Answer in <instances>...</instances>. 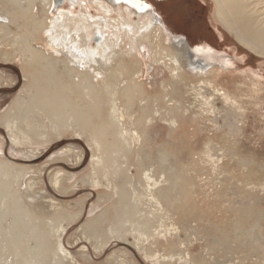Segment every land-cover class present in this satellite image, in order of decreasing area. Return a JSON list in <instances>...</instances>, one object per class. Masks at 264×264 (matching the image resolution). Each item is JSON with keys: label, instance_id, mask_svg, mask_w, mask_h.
<instances>
[{"label": "bare ground", "instance_id": "1", "mask_svg": "<svg viewBox=\"0 0 264 264\" xmlns=\"http://www.w3.org/2000/svg\"><path fill=\"white\" fill-rule=\"evenodd\" d=\"M79 1L69 0L71 6ZM89 1L95 2L105 16H91L82 10V4L79 12L73 14L70 9H63L65 0H0V57L11 61L18 59L26 79L17 97L0 114V125L5 128L12 143L31 147L22 152L27 156L39 154L41 150L35 149L36 147L45 146L53 139L62 140V137L69 133L76 139L85 140L91 150V166L89 172L81 176L82 185L104 186L106 194L101 197L100 203H105L108 199L111 206L105 205L100 214L88 218L83 224L84 235H81L91 241V248L96 254L113 239L125 243L129 240L128 237H131L133 247L144 260L152 264H245V258L241 261L238 253L233 250L223 252L226 253L224 259L212 251L217 247L222 251L224 244L231 245L232 242H224L228 237H231V241H244L254 234L245 230L242 223L241 226L237 221H234L235 230L231 236L214 223L201 219H198L199 222L190 220L192 211H188L187 207L190 190L184 189L185 168L178 167L176 161L168 160L171 154L163 144L156 148L157 157L151 163L144 161V156L149 153L143 150L146 145L143 139L146 127L155 124V119L159 118L168 127V135L178 129L177 119L181 113L179 116L177 113L181 103L176 100L174 94L178 90L176 79L180 73H187L188 69H192L196 75L205 76L209 69H200V64L187 58L183 38L171 37L157 16L145 9L141 11L143 6L140 0H108V3L106 0ZM212 1L216 20L241 44L264 56V0ZM121 2L126 4L122 6ZM133 2L138 3V20L130 22L131 15L135 14L129 8H134ZM110 4L118 5L112 8ZM52 9L57 10L56 15L52 14ZM114 9L121 17L120 21L112 19L111 13ZM121 33L131 36L134 44L139 42V45H133L142 49L145 46L144 41L151 43L154 47L153 63L169 69L174 80L170 88L164 89L162 95L167 109L162 110L161 105L156 106L153 103L150 108L149 100L144 97V87L138 81L142 75V60L135 50L136 47L130 52L133 53L130 57L117 51ZM168 35L173 39V45L161 46L163 41L170 39ZM39 40L44 42V46H52L54 49L58 47L56 51L59 54H48L46 49L39 48L36 45ZM201 47L195 51L204 50V47ZM205 49L210 51L208 47ZM204 59L210 62L214 58L204 56ZM218 59L225 67L233 65L229 58ZM212 81L201 79L194 85H189L193 95L197 96L194 98L199 106L197 105L195 111V104L187 105L189 108L183 104L184 110L186 113L191 110L190 119L194 121L199 118L201 123L205 118L208 119L210 135L212 132L214 134V131H220L223 132L226 142L234 140L236 143L243 134V113L240 110L239 98L231 91L215 86ZM161 82L164 84V81ZM0 83L11 85L13 79L0 75ZM218 102L221 103L220 106ZM187 114H183L181 118ZM73 150V146L66 147L61 159L79 165L83 152L72 154ZM193 158L196 169L200 171V174L195 175L196 180L192 181L194 187L197 182L200 187L203 186L206 195L207 192L217 193L230 187L225 166L228 159H237L235 148L218 146L210 136ZM129 159L137 161V174L130 172L132 165L126 163ZM8 161L0 159V264H70L77 261L62 244L66 233V227L61 224L64 217L61 222H57L55 218L60 212L53 214L51 218L54 221L49 223L50 221L45 220L47 217H40L30 208V203L22 201L20 191L27 198H37L33 193L37 192L36 187L40 183L37 184L31 174H41V171H36L34 165L16 166ZM237 161L243 166L250 163L244 156ZM261 167L264 168V162ZM71 170L73 168L63 171L57 169L51 176L53 187L57 191L64 192L65 183L71 178ZM203 173L206 174L205 177H200ZM256 184L247 183L246 188L256 190ZM223 192L224 196L236 194L230 192L229 188ZM175 200L182 204V211L178 215L180 222L176 219L177 213L171 209V201ZM222 201L231 202V199L223 198ZM240 203L247 205L241 199L233 201L234 205ZM249 211L250 209L246 210ZM105 222L108 226L102 228ZM205 226H208V229ZM181 231L185 234L183 238L180 236ZM160 241H163V245ZM195 244H198L201 250L206 244L209 245L207 259L202 257L199 251H196L200 254H197L198 259L191 253V247ZM86 250L87 247L82 246L78 253L88 260L89 252ZM160 250L168 252L164 254L160 253ZM129 257L131 255L127 251L119 250L113 251L105 261L110 264H126ZM257 259L260 260V255Z\"/></svg>", "mask_w": 264, "mask_h": 264}, {"label": "rangeland", "instance_id": "2", "mask_svg": "<svg viewBox=\"0 0 264 264\" xmlns=\"http://www.w3.org/2000/svg\"><path fill=\"white\" fill-rule=\"evenodd\" d=\"M107 1L108 0H106V2ZM147 1L152 4L157 17L159 16V20L165 25L167 31L170 32L169 35L171 37H173V35L174 36L181 35L187 37L191 42H193L192 44L212 46L221 53H224L225 55H221V57H228L233 62V65L232 67H228V68H219L218 66L213 65L211 69L209 68V70H207L208 73L205 75L206 77L203 75H196V72L194 73L189 69L187 70L189 71L187 73L186 71L180 73L179 78L176 79L178 84V90L174 94L176 100H178L179 103H181L179 104L180 108L177 113L178 116L181 113L179 119H177L178 120L177 122L179 124L177 125L178 129L176 128L175 130H173V132H171L168 135L169 133L168 127L159 118L155 119L156 121L155 124L146 127L143 138L144 141L146 142V145L144 146L145 148H143V150L145 152L148 151L149 153H147L146 156H144L145 158L144 161L145 163L146 162L151 163V161L155 157H157V154L155 153V151L157 150L156 148L158 147L159 144H163L164 148H167L170 151L169 153L171 154L168 160L171 162L176 161L178 167L183 166L185 168L183 171V173L185 172L184 174L186 178V181H184L186 184V186L184 185L185 186L184 189H187V191L188 189L190 190L188 204H187V207L189 209L188 211H192L190 220L192 221L195 220V222H199L198 219H201L202 221L204 222L206 221L207 223H214L215 225H218L219 227L223 228L229 235H231L234 232L235 230L234 221H237L240 225L242 223L243 226L242 225L241 226L245 230H248V232L254 234L253 236H248L245 239L247 241L244 240L245 243H243L244 241L241 240L231 241V237H228L224 242L225 243L232 242L231 245L225 246L227 244H224L222 246L223 249L222 251L219 249V247L214 248V251L212 250L211 251L217 256L220 255L219 257L221 259H224L226 257V253L223 252H226V250H230V251L233 250V252L238 253V256H240L241 261L243 258H245L246 261L245 264H256V263L264 264V168L261 167V164L264 162V56L256 54L254 51L250 50L249 48L241 44L238 41V39L228 29H226L224 26H222V24H220L216 20L214 16V10H215L214 2L212 0H147ZM124 4H126V2H121L122 6ZM71 5L72 4L69 2V0H65L63 4V9L64 10L70 9L71 11H73V14H76L79 12L82 6V10L84 12H88L91 16L104 15L102 10L98 8L95 2H90L89 0H80L78 4L74 5L75 7ZM117 5L118 4L115 5L110 4L112 8H115ZM61 8L62 7H60V9ZM129 8L135 13L134 15H131L130 22L133 21L135 22L136 20H138L136 15V12L138 11L136 8H131V7ZM52 10H53L52 14L56 15L57 10L54 9ZM114 10L115 11L111 13L112 19L120 21L121 17H119L116 9ZM193 13H195V15ZM123 14L127 15V13L125 12H123ZM123 34L124 33H121V40L119 43L120 44L119 48L121 49L117 48V51L120 53L122 52V54L125 55L126 57H130V55L133 54L130 52H132V50L135 49L136 47L135 50L139 58L142 60V65L140 67V69H142L141 71L142 75L140 76L139 78L140 80L138 81L139 83H141L142 87H144L143 88L144 97L149 100L150 108L152 106L151 103H153L156 106L161 105L162 110L167 109L166 103H164L165 101L162 100L163 99L162 95L164 93V89L166 87L170 88L172 80H174L170 76L169 69L166 67L164 68L161 65L158 66L159 64L156 65L153 63L152 55H153L154 47L151 43L144 41L145 46H143L142 49L140 46H134L137 44V42L136 44H134L131 36H127ZM170 36L168 37V39L170 38L169 39L170 41L169 40L163 41V43H161L162 44L161 46L164 47L166 45L167 47H169L173 45ZM36 45L41 49H46L48 54L49 53L59 54L56 51L58 50V47L54 49L52 46H44V42L42 40L37 41ZM91 45L92 46L94 45L93 41L91 42ZM137 45H139V42ZM133 63L134 61L132 62V64ZM159 67H161V69ZM184 73H186L187 75ZM0 75L8 78L12 77L13 79V83H11V85L0 83V114H1L10 106L12 101L17 97V94L24 86L26 79L23 76L22 65L18 59L11 61V60H4L3 58L0 57ZM187 78L188 80L186 81ZM201 79L210 80V81L213 80L212 83L215 84V86L219 87L220 89H225L229 92L231 91V93L238 96L241 107L240 110L241 113H243V126H242L243 131L241 132L243 134L241 136V139L239 138L236 143L234 142V140L232 141L230 140L231 142L235 143L234 145H231L232 144L231 142H226V139H223V132L220 133V131H214V134L212 132V135H210L209 134L210 131L208 130V121H209L208 119L205 118V120H203V122L200 123L201 119L199 118H196V121L190 119V117H192L191 116L192 112L190 109L187 111L188 114L185 112L184 107L186 106V108H189L187 106L189 104H191V106L195 104L196 106L194 107L195 111L199 106L197 104L198 101L194 98L197 96L193 95V91L192 89H190L189 85L191 84L194 85ZM161 81H164V84ZM183 83L185 86H183ZM186 88L188 91L186 90ZM255 88L256 90H254ZM184 90H186V92ZM191 97L194 99H191ZM185 100H187L186 103ZM219 102H218V106L221 105V103ZM183 104H185V106ZM183 114H187V116L188 115L190 116L188 118L187 116L181 118ZM184 118L187 120H185ZM182 122L184 124L186 122L187 123L184 126ZM245 123H247V125ZM191 124L193 125L191 126ZM204 125L206 126L204 127ZM241 133L239 135H241ZM171 134H173L174 137ZM210 136L212 139L214 138V141L217 142L218 146L223 145V147L228 149L235 148L237 159L235 158L228 159L226 162L227 166H225L226 172L228 174L227 182L230 184L229 185L230 187H227L225 189L229 188L230 192L236 194L230 196L229 195L224 196L225 194L223 191L225 189H223V191L220 190L217 193H215V191L213 193L207 192L206 195V191L203 189V186L200 187V185H198L197 182H195L196 183L195 187L192 185V181L194 182L195 175L198 173L200 174V171L196 169L195 164L193 163L194 162L193 155H196L197 152L203 148V144L205 143L206 140H208V137ZM54 140L55 139L49 142L50 144L47 143L45 146L42 145L36 147L35 149L41 150V152L37 155H32V156L31 154H29V156L23 155L22 152L24 151V149L29 150L31 147L12 143L8 134L6 133L5 128L3 127L2 124L0 125V159L2 161L9 160L8 162H11L12 165H16V166L34 165L35 167L33 168H36L35 169L36 171L39 170L41 171V174L39 173L31 174L34 180H37L36 183L37 184L40 183L36 187L37 192L33 193V195H35L34 197L37 198L36 199L27 198L21 194L22 191H20V195L22 197V201L30 203V208L34 209L35 212L38 213L40 217H44V216H45L44 218L47 217L45 219L48 220L47 222L50 221L49 223H53L54 219H52L51 216L53 217V214L59 212H60L59 215L55 217L56 221L61 222L62 218L64 217L61 224H63L66 227V233L63 236L62 244L65 246V248L68 251L71 252V254H73L75 259L77 260L71 262L70 264H89V262L90 264H110L107 263L105 260H107V257L113 251H119V250L127 251L128 254L131 255L129 259L127 258L126 264H152L151 262L144 260L143 256L133 247L131 243L133 239L131 237H128L129 240L125 241V243L123 241L120 240L118 241L117 239L116 240L113 239L112 242L108 244L101 252L97 254L94 252L93 248H91L92 247V244H90L91 241L84 239V237L82 236L84 235L83 224L86 222L88 218H92L95 215L100 214L101 208H104L108 205L110 206L109 204L110 201L108 199L105 203L102 202L100 203V199H102L101 197H104V195L106 194V189L104 186L91 187L86 184L82 185L81 176H84L86 173H88L91 166L90 165L91 150L89 149L87 143L83 138L76 139L75 136L69 133L67 136L64 135L62 137V140L59 139H56L55 141ZM155 140L157 142H155ZM190 142L192 144H189ZM68 146L74 147L72 154H75L78 151L83 152V159L79 165L67 163L64 160L62 161L61 157L65 154L64 150ZM242 156L249 159L250 161L249 165L247 164V166H243L241 165L240 162L237 163L238 162L237 160L240 159V157ZM54 158L57 160H54ZM126 163L132 165L130 168V172H132L133 174L135 173L137 174V170H136V166L138 167L137 161L129 159V161H126ZM69 168L70 169L73 168V170H71V173L69 174L71 178L68 179L65 183L64 188L67 190L63 188L64 192L61 193L60 191H57L53 187V181L51 180V176L55 174L57 169H61V171H63V170H69ZM238 170L240 173L238 172ZM237 174L239 175V177ZM205 175L206 174L203 173V175H200V177H205ZM247 183L249 184L257 183L256 185L258 187L256 188V190H253L254 188L248 189L246 188ZM71 184L73 185L71 186ZM260 185H262V187H260ZM238 197H242V198H238ZM223 198L225 200L231 199V202L222 201ZM236 199H241L242 201H245L247 205L242 203L234 205L233 201H235ZM171 203L173 205L171 209L177 213L176 219L178 218L177 221L180 222L181 218H179L180 216L178 215L182 211V204L179 200L171 201ZM36 204H38V206ZM238 207L240 208L237 209ZM247 209H250V211L246 212ZM253 224H254V228H252ZM107 226L108 223L105 222L103 223L102 228H106ZM205 227L208 229V226ZM180 236L184 237L185 234H183L181 231ZM160 244L163 245V241H160ZM173 244L175 245V243ZM82 246L87 247L86 251L89 252L88 255L90 259L85 260V258L78 253L81 250ZM191 249H192L191 253H193L197 259H198L197 254L199 253H197L196 251H199L202 257L206 258L207 252L210 250L208 244H206L202 250L199 248L198 244L193 245ZM167 252L168 251L163 252V250H160V253L167 254ZM118 254L119 256H121L120 253ZM259 255H260V260L257 259Z\"/></svg>", "mask_w": 264, "mask_h": 264}, {"label": "water", "instance_id": "3", "mask_svg": "<svg viewBox=\"0 0 264 264\" xmlns=\"http://www.w3.org/2000/svg\"><path fill=\"white\" fill-rule=\"evenodd\" d=\"M126 1H130L131 0H126ZM135 4V6L133 5L134 8H136L137 10L139 9L137 6L138 3L136 2H133ZM140 4H142V6L144 4H147L148 7L145 8V10L147 11H151L152 14H154L155 16L156 13H155V10H154V7L152 6L151 3H149L147 0H140ZM140 6V5H139ZM159 18V16H158ZM183 38V40L185 41V49H186V54H187V58H189L192 62H195L200 64L201 68L200 69H203V70H207L209 68H211L213 65L215 66H218L220 68H228V67H225L218 58H221V55H225L224 53H221L220 51L216 50V48L212 47V46H209V45H199V44H192L187 37L185 36H181V35H173V38ZM172 39V38H171ZM173 41V39H172ZM204 47V50H202L201 52H197L195 51V49L199 48V47ZM201 47V48H202ZM210 48V51H208L207 49L205 48ZM204 56H212L214 59L210 62H206L205 59H204ZM228 58V57H226ZM191 71H194L192 69H189Z\"/></svg>", "mask_w": 264, "mask_h": 264}, {"label": "snow or ice", "instance_id": "4", "mask_svg": "<svg viewBox=\"0 0 264 264\" xmlns=\"http://www.w3.org/2000/svg\"><path fill=\"white\" fill-rule=\"evenodd\" d=\"M147 7H148V5L147 4H144L143 7L140 10L143 11Z\"/></svg>", "mask_w": 264, "mask_h": 264}, {"label": "trees", "instance_id": "5", "mask_svg": "<svg viewBox=\"0 0 264 264\" xmlns=\"http://www.w3.org/2000/svg\"><path fill=\"white\" fill-rule=\"evenodd\" d=\"M194 15H195V13H193ZM189 40V39H188ZM190 41V40H189ZM191 42V41H190ZM191 43H193V42H191Z\"/></svg>", "mask_w": 264, "mask_h": 264}]
</instances>
